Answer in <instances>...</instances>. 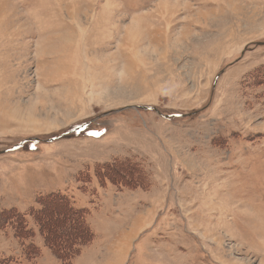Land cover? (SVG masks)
Instances as JSON below:
<instances>
[{
  "label": "rangeland",
  "instance_id": "rangeland-1",
  "mask_svg": "<svg viewBox=\"0 0 264 264\" xmlns=\"http://www.w3.org/2000/svg\"><path fill=\"white\" fill-rule=\"evenodd\" d=\"M217 263L264 264V0H0V264Z\"/></svg>",
  "mask_w": 264,
  "mask_h": 264
},
{
  "label": "trees",
  "instance_id": "trees-1",
  "mask_svg": "<svg viewBox=\"0 0 264 264\" xmlns=\"http://www.w3.org/2000/svg\"><path fill=\"white\" fill-rule=\"evenodd\" d=\"M48 199L49 200L50 199H57L58 200L57 203L59 205H56V204L53 203L56 200H52L51 205L47 207V208H50L51 210H48V214H46L47 216L45 215V217L43 219V224L48 226V228L50 229L49 230V229L45 228L47 230L46 231V235H47V237H49L51 239L52 246H54V247H59L60 246L59 250H64V252L65 251H69V248L67 247V245H69V244H67L65 246H61V244H60L61 243L60 242L61 237L58 238L59 242H60L59 243L58 240L56 239V235L54 233H55L56 229H60V230L65 229V231L66 230L70 231L69 235H67V236H76L77 234H82L83 235L85 232H84V230H82L81 226H79L81 223L78 225V222H81V221H79L80 220L79 215H75V211L71 208L70 203H69V201H68V199L66 197L49 195ZM47 208L43 209L41 211V213L42 214L45 213ZM9 214H14L15 215V213L13 211L9 212ZM17 217H19V216H17ZM19 218H21V217H19ZM43 224H39L40 229L42 231L44 230V228L42 227ZM21 227L24 228V224L23 223L22 224H18V228L15 229V236H18V234L20 232L21 236H18L20 238H24V237L28 238V235H29V238L32 237L30 235V233H32L30 230H27L26 232H23L24 229H21ZM87 238H88L87 234H84V236L82 237L81 240L83 242L84 241L87 242ZM48 242L49 241H47V243ZM65 242H68V241H65ZM69 243H71V242H69ZM62 255H64V254H62Z\"/></svg>",
  "mask_w": 264,
  "mask_h": 264
},
{
  "label": "crops",
  "instance_id": "crops-1",
  "mask_svg": "<svg viewBox=\"0 0 264 264\" xmlns=\"http://www.w3.org/2000/svg\"><path fill=\"white\" fill-rule=\"evenodd\" d=\"M217 264H219V263H217Z\"/></svg>",
  "mask_w": 264,
  "mask_h": 264
}]
</instances>
